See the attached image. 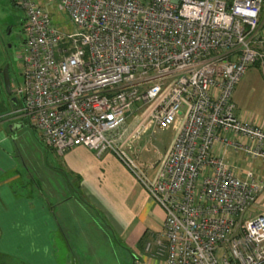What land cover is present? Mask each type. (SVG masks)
<instances>
[{
	"label": "built area",
	"instance_id": "1",
	"mask_svg": "<svg viewBox=\"0 0 264 264\" xmlns=\"http://www.w3.org/2000/svg\"><path fill=\"white\" fill-rule=\"evenodd\" d=\"M15 1L24 36L14 116L59 154L77 144L117 154L164 210L144 245L151 259L264 264V207L254 210L264 174L253 164L264 160V120L240 115L233 98L249 66L264 76V0H57L71 29L38 0ZM167 126L156 162L123 149Z\"/></svg>",
	"mask_w": 264,
	"mask_h": 264
},
{
	"label": "rangeland",
	"instance_id": "2",
	"mask_svg": "<svg viewBox=\"0 0 264 264\" xmlns=\"http://www.w3.org/2000/svg\"><path fill=\"white\" fill-rule=\"evenodd\" d=\"M38 1L49 11L53 24L64 29L73 27L68 14L58 7L57 0ZM23 26L24 12L21 6L15 0H0V65L10 62L12 94L19 98L15 84L22 82L18 48L24 36ZM8 43L10 46L5 48L4 44ZM260 84L264 85L260 69L257 65L249 66L236 85L234 101L264 115V95ZM10 99L2 82L0 149L6 155H2L0 160L6 166L4 171L0 166L1 177L14 175L9 185L15 196L26 201L29 197L41 198L53 220L60 224L51 234L57 263L71 264L66 260L70 256L72 258L74 253H79L84 254L79 264H162L159 261L162 259L158 258V262H155L148 255L143 256L142 249L139 254L134 253L123 240L119 242L111 235L100 214L73 193V185L60 168L59 154L39 140L26 117L14 116V104ZM135 115L140 113L135 112ZM127 122L128 126L136 125L135 117L129 118ZM173 134V126L150 128L138 137H129L123 149L145 165L154 163L166 151ZM16 252V264H19V260H22L19 254H23V247H18Z\"/></svg>",
	"mask_w": 264,
	"mask_h": 264
},
{
	"label": "crops",
	"instance_id": "3",
	"mask_svg": "<svg viewBox=\"0 0 264 264\" xmlns=\"http://www.w3.org/2000/svg\"><path fill=\"white\" fill-rule=\"evenodd\" d=\"M259 16L264 21V2ZM261 93L264 95V85H261ZM235 103L240 115L256 121L264 120V115L255 109L244 108L237 101ZM2 155L6 154L0 149V157ZM58 156L65 177L98 209L111 235L117 241L123 240L134 253L139 254L142 249L141 254L150 258L144 245L162 231L164 210L117 154L112 150L96 154L93 149L77 144ZM253 164L264 174V160L255 159ZM4 165L5 162L0 160L2 171L5 170ZM2 171L0 169V264H16V251L20 246L23 247V254H19L22 259L19 264H58L51 234L60 224L53 220L41 198L29 197L27 201L17 198L9 185L14 175L2 178ZM263 207L264 189L254 210L259 211ZM82 255L74 253L66 262L79 264ZM159 261L162 263V260Z\"/></svg>",
	"mask_w": 264,
	"mask_h": 264
},
{
	"label": "water",
	"instance_id": "4",
	"mask_svg": "<svg viewBox=\"0 0 264 264\" xmlns=\"http://www.w3.org/2000/svg\"><path fill=\"white\" fill-rule=\"evenodd\" d=\"M173 1H177V0H173ZM7 46H10V43H8ZM9 67H10V62L9 61L5 62L3 67H2V70H1V75H2V80H3L4 89H5L6 93L10 95L11 100L16 102L17 101V95L12 94L10 75H9ZM20 99L23 101L22 96H20Z\"/></svg>",
	"mask_w": 264,
	"mask_h": 264
},
{
	"label": "trees",
	"instance_id": "5",
	"mask_svg": "<svg viewBox=\"0 0 264 264\" xmlns=\"http://www.w3.org/2000/svg\"><path fill=\"white\" fill-rule=\"evenodd\" d=\"M4 47L7 48V45L4 44ZM2 67H3V63L2 65H0V84L3 82L2 80V75H1V70H2ZM11 100V99H10ZM11 102L14 104V107H18L21 103H22V100L17 96V101L14 102L13 100H11ZM72 184V183H71ZM73 185V192L76 194V197L80 200H82L85 204H87L89 207L93 208L94 210H96L98 212V209L95 208L87 199L86 197L83 195V193L81 191H79L74 184ZM101 218L103 219V222H106V220L103 218V216L100 214Z\"/></svg>",
	"mask_w": 264,
	"mask_h": 264
}]
</instances>
